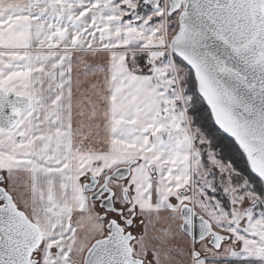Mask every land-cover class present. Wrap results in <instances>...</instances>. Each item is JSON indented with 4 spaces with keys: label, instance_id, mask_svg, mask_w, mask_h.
I'll use <instances>...</instances> for the list:
<instances>
[{
    "label": "snow or ice",
    "instance_id": "6c2138e0",
    "mask_svg": "<svg viewBox=\"0 0 264 264\" xmlns=\"http://www.w3.org/2000/svg\"><path fill=\"white\" fill-rule=\"evenodd\" d=\"M0 264H264V0H0Z\"/></svg>",
    "mask_w": 264,
    "mask_h": 264
}]
</instances>
